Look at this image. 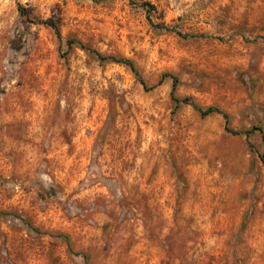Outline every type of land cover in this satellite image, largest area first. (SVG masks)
Instances as JSON below:
<instances>
[{
	"label": "rangeland",
	"instance_id": "rangeland-1",
	"mask_svg": "<svg viewBox=\"0 0 264 264\" xmlns=\"http://www.w3.org/2000/svg\"><path fill=\"white\" fill-rule=\"evenodd\" d=\"M263 155L264 0H0V264H264Z\"/></svg>",
	"mask_w": 264,
	"mask_h": 264
},
{
	"label": "trees",
	"instance_id": "trees-1",
	"mask_svg": "<svg viewBox=\"0 0 264 264\" xmlns=\"http://www.w3.org/2000/svg\"><path fill=\"white\" fill-rule=\"evenodd\" d=\"M143 5L145 6V9L148 10V8H152V5H150L149 3H143ZM24 12V11H23ZM43 23L51 26L55 32L57 33V35L60 37V31H59V27L57 26L56 23H54L53 21H44ZM180 36L182 37H187V35H182L180 34ZM192 37V36H190ZM195 37V36H193ZM70 45L74 44V41H69ZM76 44L78 46H80L81 48L89 51V52H93L97 55V57L102 60V61H110V62H115V63H118V64H125L127 65L134 73L135 75L139 78V80L141 81V83L143 84V86L146 88V85L144 84V82L142 81V79H140V76H139V73L135 67V65L133 64V62L129 59H126V58H116V57H104L103 55H101L100 53H97L96 51L90 49L89 47H87L86 45H84L83 43H80L79 41H76ZM175 79V88H176V83H177V79ZM175 88L173 90V93H172V99L174 101V103L176 104V107H180L181 105H190L192 106L196 111H198L199 113H201V115L203 116H209V115H212V114H215V113H218V114H223L222 111L217 108V107H209L208 109H203L201 108L192 98L190 97H187V98H179L175 95ZM151 90V89H149ZM224 116L226 117V115L224 114ZM227 119V117H226ZM250 131H247V133H249ZM262 132V131H261ZM262 158V161L264 162V155L261 157ZM66 238V237H65Z\"/></svg>",
	"mask_w": 264,
	"mask_h": 264
}]
</instances>
